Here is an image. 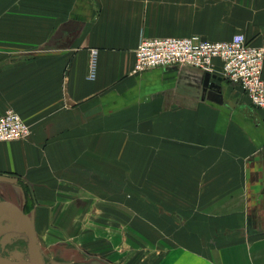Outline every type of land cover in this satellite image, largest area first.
Returning a JSON list of instances; mask_svg holds the SVG:
<instances>
[{"label": "crops", "instance_id": "1", "mask_svg": "<svg viewBox=\"0 0 264 264\" xmlns=\"http://www.w3.org/2000/svg\"><path fill=\"white\" fill-rule=\"evenodd\" d=\"M194 34L264 45V0H0V116L31 128L0 142V202L47 226L62 195L133 177L182 211L156 264H264V109L219 60L209 87L190 66L134 72L141 39Z\"/></svg>", "mask_w": 264, "mask_h": 264}, {"label": "rangeland", "instance_id": "2", "mask_svg": "<svg viewBox=\"0 0 264 264\" xmlns=\"http://www.w3.org/2000/svg\"><path fill=\"white\" fill-rule=\"evenodd\" d=\"M116 186L111 184V192L103 195H62L66 200L55 213L63 221L35 227L34 258L42 264H156L173 244L170 238L181 225L182 211L151 209L156 195L133 192V177L126 179L121 192L113 191ZM13 214L0 209V254L30 261L28 232L16 228Z\"/></svg>", "mask_w": 264, "mask_h": 264}, {"label": "built area", "instance_id": "3", "mask_svg": "<svg viewBox=\"0 0 264 264\" xmlns=\"http://www.w3.org/2000/svg\"><path fill=\"white\" fill-rule=\"evenodd\" d=\"M96 53L94 50L90 79L95 78ZM215 60L222 63L223 77L240 86L255 108L264 109V45L252 43L242 34L226 41H210L197 34L143 38L135 51L134 72L184 65L212 74ZM30 134V125L14 109L0 116V142L23 140Z\"/></svg>", "mask_w": 264, "mask_h": 264}, {"label": "water", "instance_id": "4", "mask_svg": "<svg viewBox=\"0 0 264 264\" xmlns=\"http://www.w3.org/2000/svg\"><path fill=\"white\" fill-rule=\"evenodd\" d=\"M213 77L214 76L211 73H208V72L205 73L204 83H203L205 87H209L211 85L210 81ZM1 208H8L11 210H15L25 218L26 223H27V228H28L27 232H28V237H29V252L31 255V260L30 261H20V260L16 261V260H13L9 257L2 256L0 254V264H42V262H34L32 259L33 247H34V243L36 241V232H35V228L32 224L30 217L27 214H25L21 209H19L16 205H14L13 203H10V202L1 201L0 202V209Z\"/></svg>", "mask_w": 264, "mask_h": 264}, {"label": "bare ground", "instance_id": "5", "mask_svg": "<svg viewBox=\"0 0 264 264\" xmlns=\"http://www.w3.org/2000/svg\"><path fill=\"white\" fill-rule=\"evenodd\" d=\"M13 212L16 213V215L13 214L15 216L14 218L16 219V228H18V229H20L22 231H26L28 228H27V223H26L25 218L20 213H18L17 211L13 210ZM31 221H32V219H31ZM32 224L34 226L33 221H32ZM34 228H35V226H34ZM35 232H36V230H35ZM36 239H37V237H36ZM34 251H35V245L33 247V254H32L33 261L34 262H41L40 259L34 258V257H38L37 250L35 252V255H34Z\"/></svg>", "mask_w": 264, "mask_h": 264}, {"label": "flooded vegetation", "instance_id": "6", "mask_svg": "<svg viewBox=\"0 0 264 264\" xmlns=\"http://www.w3.org/2000/svg\"><path fill=\"white\" fill-rule=\"evenodd\" d=\"M2 255V254H1ZM3 256V255H2Z\"/></svg>", "mask_w": 264, "mask_h": 264}]
</instances>
